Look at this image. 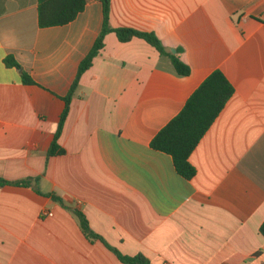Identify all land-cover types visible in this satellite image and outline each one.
<instances>
[{"label":"crops","instance_id":"1","mask_svg":"<svg viewBox=\"0 0 264 264\" xmlns=\"http://www.w3.org/2000/svg\"><path fill=\"white\" fill-rule=\"evenodd\" d=\"M103 22L101 0L47 28L38 0H0V179L31 181L0 185V264H124L107 244L151 264H264V0H111V27L182 48L191 73L179 76L143 39L107 34L72 99L65 153L49 156ZM216 69L235 93L186 180L151 141ZM74 210L103 241L84 234Z\"/></svg>","mask_w":264,"mask_h":264},{"label":"trees","instance_id":"2","mask_svg":"<svg viewBox=\"0 0 264 264\" xmlns=\"http://www.w3.org/2000/svg\"><path fill=\"white\" fill-rule=\"evenodd\" d=\"M101 2L104 13L103 28L91 51L80 63L77 77L68 94L64 97L65 108L49 149V156L65 153V150L59 144V139L70 111L72 99L79 87L82 75L92 67L94 59L103 50L107 34L114 32L119 41L123 43L129 42L134 38L143 39L155 47L162 56L171 59L175 71L179 76H188L191 73L190 66L180 56L183 52L182 48H179L177 53L174 54L167 51L163 42L153 32H143L125 27H111V0H101ZM85 6L86 0H38V24L41 28L66 25L74 21L83 12ZM4 61L8 67H16L21 70V78L24 84H37L12 55L7 56ZM234 93L235 88L225 74L220 69L214 70L192 94L182 111L152 139L151 147L156 151L170 155L175 170L184 179L191 180L196 175V168L190 162V156ZM30 183V180L10 182L0 179V185L15 184L26 186ZM47 195L54 201L64 204L63 199L55 193ZM74 213L79 220L84 234L89 239H100L103 241V238L91 229L83 212L74 210ZM260 232L264 236V222L260 228ZM107 246L117 254L124 264H151L149 259L143 254L135 256L125 255L108 244Z\"/></svg>","mask_w":264,"mask_h":264},{"label":"water","instance_id":"3","mask_svg":"<svg viewBox=\"0 0 264 264\" xmlns=\"http://www.w3.org/2000/svg\"><path fill=\"white\" fill-rule=\"evenodd\" d=\"M173 52L175 53V50H173Z\"/></svg>","mask_w":264,"mask_h":264},{"label":"built area","instance_id":"4","mask_svg":"<svg viewBox=\"0 0 264 264\" xmlns=\"http://www.w3.org/2000/svg\"><path fill=\"white\" fill-rule=\"evenodd\" d=\"M49 215H51V214H49Z\"/></svg>","mask_w":264,"mask_h":264}]
</instances>
